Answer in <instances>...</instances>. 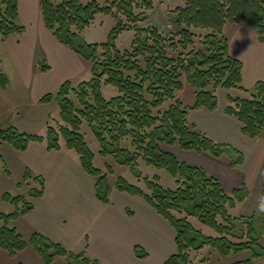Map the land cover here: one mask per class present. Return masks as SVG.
<instances>
[{"label":"trees","instance_id":"trees-1","mask_svg":"<svg viewBox=\"0 0 264 264\" xmlns=\"http://www.w3.org/2000/svg\"><path fill=\"white\" fill-rule=\"evenodd\" d=\"M101 1L104 5L100 0L86 3L39 0L45 27L90 64L91 78L76 85L65 80L54 92L41 96L40 103L55 101L59 106L60 118L55 125H48L46 136L20 132L13 125H5L0 126V145L6 142L15 149L26 150L31 142L47 140L48 149H57L62 137L66 147L77 153L81 168L95 179L96 198L108 203L106 175L93 166V154L80 132L86 122L101 145V153L114 156L136 176L142 177L138 167L143 162L165 169L175 178L176 187L170 189L162 187L156 176L145 177L147 192L123 177L116 180L120 192L143 198L174 229L176 251L164 264H189L190 251L205 245L216 248L222 256L250 250V257L229 264H253L264 257V245L260 243L254 220L251 216L232 217L229 213L230 208L249 195L247 186L242 184L226 192L215 177L179 159L162 144L207 152L215 158L225 157L236 169L243 165L245 155L241 150L202 132L189 120L188 113L198 108L216 109L218 88L242 90L246 93L244 97L227 96L224 112L241 124L240 131L248 139L262 136L264 81H257L251 88L242 86V62L230 54L224 29L244 21L264 41V0H183L182 6L169 13L174 31L169 34L154 26L137 27V23L146 20V11L153 7V0ZM136 9L140 10L135 12ZM98 12L116 17L117 25L106 41L87 43L77 30L88 26ZM122 29L135 30L129 49L120 50L115 45ZM22 31L18 0H0V39ZM48 68L47 64L40 67ZM184 80L193 87L196 96L190 106L176 98L184 87ZM8 84L9 78L0 67V88L6 89ZM104 85L115 87L117 92L105 96ZM3 171L10 175L7 168ZM32 178L39 186L30 188L27 196L39 198L46 188L41 175L33 176L27 169L19 186L22 183L27 186ZM260 197L264 201V179ZM28 198L24 194H2V200L15 207L9 213L0 212L4 222L0 227V249L11 255L26 247L22 235L8 223L33 209ZM126 212L132 214L128 209ZM189 216L215 229L219 236L205 235L194 227ZM30 242L46 264L55 255L67 258V264H100L86 253L70 251L40 232H34ZM134 251L139 258L147 255L138 245Z\"/></svg>","mask_w":264,"mask_h":264},{"label":"rangeland","instance_id":"rangeland-1","mask_svg":"<svg viewBox=\"0 0 264 264\" xmlns=\"http://www.w3.org/2000/svg\"><path fill=\"white\" fill-rule=\"evenodd\" d=\"M81 1L86 3L90 0ZM100 4L104 5V2L100 0ZM182 5L183 0H153V7L146 11V20L137 23V27L154 26L159 28L164 34L174 33L173 28L170 27L169 13L177 6ZM139 10L136 9L135 12ZM117 21L116 17L110 14L98 12L88 26L77 30V32L87 43H101L108 39L109 33L116 27ZM135 34L134 29H122L115 40L116 47L120 50L129 49ZM37 55L35 56V67L39 71H32V74L41 73L40 77L42 79L45 76L44 74L52 73L57 76L60 70L59 64L56 63L54 68L49 71L39 69L43 65H48L49 60H47L48 57L44 53H38ZM0 62L1 69L7 72L4 71L10 80L7 89L0 88V126L13 125L20 132L46 136L48 125H55L60 118L57 102L53 101L49 104L33 103V88L27 90L26 85L24 86L21 83L19 71L7 57L1 39ZM81 62L88 64L82 59ZM46 71L47 73H45ZM90 78L91 71L90 64H88L86 69L71 79V81L76 85L78 82L89 80ZM218 89L215 91L217 97L219 95ZM55 90L49 92H54ZM116 92L115 87L110 85L103 86V93L107 97L114 95ZM220 97H223V93L220 94ZM176 98L181 100L184 105H193L196 99L193 87L184 80V87L177 92ZM165 106H167V103ZM80 132L93 154V166L100 169L101 174L106 175L105 184L109 188L108 197L111 199V205L102 204L93 195L92 183H95V179L81 168L77 160V153L74 149L66 147L62 137H59L60 147L57 149H48L47 140L31 142L26 150H18L6 142L2 143L0 145V154L3 161L0 162V169L7 168L10 171V175L3 171L6 178L1 177L3 175L0 176V212L9 213L15 209L14 205L2 200V191L9 192L12 195L24 194L28 198L29 189L39 186V182L33 178L28 181L27 186L24 183L19 186L27 169L30 170L33 176L41 175L47 182L45 184L47 188L42 197L31 200L32 203L34 202L37 205L36 207L9 221L8 225L15 227L26 241V247L13 255L1 248L0 264H46L43 257L30 242L34 232L43 233L50 239L62 243L66 249L73 252L84 250V246H89L91 253L95 252L101 259H105L104 256L109 258V255H114L115 249L111 248L109 252L108 249L111 246V242L114 246L118 244L120 230L123 232L127 230L130 237H139V239L143 240L141 243L145 244V246L138 242L141 248L152 252L151 257H149L151 260L139 264H154L152 258L156 256V245L166 243L167 237L169 244H171L172 239L169 232L173 231V229L168 225L169 231V228L164 229L157 223L156 218L159 215L143 198L120 192L116 188V180L119 177H123L129 183L147 192L144 183L145 177L154 179L156 176L162 187L170 189L176 187L175 178L167 170L148 166L143 162H139L138 170L142 177H138L130 167L120 164L114 156L101 153V145L86 122L81 125ZM242 136L244 135L242 134ZM244 138L252 141L258 140L248 139L245 136ZM162 147L176 154H181V151L195 153L193 150H184L178 146L168 147L162 144ZM235 148L242 151L245 149L243 152L245 157L248 158L247 163L249 165L254 162L253 152L251 154V151L246 146L243 148L235 146ZM252 148L256 150L257 146L253 144ZM198 154L210 155L207 152ZM217 159L223 160L230 166L225 157ZM259 160L262 170H258L255 178L258 177V180H263L264 153ZM243 166H241L242 169L244 168ZM231 168L233 169V167ZM259 187L258 182L251 184L248 198L236 203L233 208L229 209V213L232 217L251 216L254 220V227L260 235V243L264 245V201L261 202L260 200ZM30 199L28 198L29 201ZM127 209L133 212L130 218H128L130 214L126 212ZM123 216H126V218ZM160 220L168 224L165 219V221L163 219ZM189 220L194 227L201 229L205 235L219 236L215 229L203 224L195 217L189 216ZM3 224V220L0 219V227ZM83 252L86 253L85 251ZM189 256V264H229L236 260L250 257L251 251L243 250L222 256L216 248L205 245L199 250H191ZM67 260L63 256L55 255L53 261L49 264H67Z\"/></svg>","mask_w":264,"mask_h":264},{"label":"crops","instance_id":"crops-1","mask_svg":"<svg viewBox=\"0 0 264 264\" xmlns=\"http://www.w3.org/2000/svg\"><path fill=\"white\" fill-rule=\"evenodd\" d=\"M18 12L19 21L23 25L24 31L19 34L11 35L1 41L4 44V51L7 54V57L13 62V65L19 71L21 83L24 86L26 85L27 90L33 88V103H38L41 96L49 91L57 89L65 80L71 81V79L81 74L88 64H83L81 58L74 51L60 43L45 27L39 10V0H18ZM224 34L229 39L230 54L242 62V86L244 88H251L257 81H264V41H260L257 32L250 28L246 23L239 22L227 25L224 29ZM38 53H44L47 55V60H49V68L47 71L53 69L56 63L59 64L60 70L57 76H54L52 73L48 75L44 74L45 76H43L42 79L40 77L41 73L32 74V71H39L35 67V56ZM47 71L45 73H47ZM217 92L219 94V101L215 110L202 108L199 110L193 109L189 111L188 118L194 122L201 131L216 140L230 143L241 148L246 146V148L251 151V154L253 152L254 162L249 165V163H247L248 158L246 157L243 169H232L223 160H219L207 154H198L196 152L192 153L181 150V154L171 152L178 158L203 168L209 175L218 179L224 190L227 192L232 191L234 188L242 184H245L248 189L251 184L256 182H258L260 186L263 180H258V177H255L258 170H262L259 159L264 153V132L258 140H247L240 132V123L233 117L226 115L224 112L228 95L244 97L246 95L245 92L236 89L226 90L220 88ZM221 93H223V97H220ZM253 144L257 146L256 150L252 148ZM0 176L6 178L2 170H0ZM92 184L93 195H95L94 182ZM88 191L90 192L89 187ZM2 193L4 192L2 191ZM100 202L105 205H111V199L108 203ZM33 205L34 207L37 206L34 202ZM131 216L132 214H130L128 218ZM123 217L126 218V216ZM159 217L161 216H157L156 218L157 223H159L164 229H168V225L170 226V224L168 222V224H165V222L160 220L163 218ZM169 233L172 242L169 244L167 237L166 243L156 245V256L155 258H152L154 264H164V261L176 251L174 229ZM128 234L129 232H127V230H125V232L120 230L118 236L120 240L118 244L114 246L111 242V246L108 249V252L111 248L115 249L114 255H109V258L104 256L105 259H101V257L95 252L91 253L88 245V247L84 246V250L80 249L81 251L78 252L85 251L88 256L97 259L100 264H139L151 260L149 257H151L152 252L145 250L144 248L143 249L147 252L145 257L139 258L135 255L134 247L136 245L141 246L138 242L141 243L143 240L139 239V237L132 238ZM143 246H145V244H143ZM152 257L154 256L152 255ZM253 264H264V257L256 260Z\"/></svg>","mask_w":264,"mask_h":264}]
</instances>
